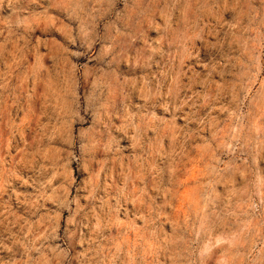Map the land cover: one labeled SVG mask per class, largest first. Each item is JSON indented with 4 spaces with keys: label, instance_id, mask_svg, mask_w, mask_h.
<instances>
[{
    "label": "rangeland",
    "instance_id": "374dc122",
    "mask_svg": "<svg viewBox=\"0 0 264 264\" xmlns=\"http://www.w3.org/2000/svg\"><path fill=\"white\" fill-rule=\"evenodd\" d=\"M42 11L29 0H13L10 8L5 0L0 8V30L4 32L0 43L10 31L24 35L16 27L21 21L33 24L28 51L17 52L8 43L0 57V264L20 259V250L11 237L20 232L21 225L35 224L43 232L47 218L56 212L60 218L50 242L64 247L65 233H71L75 237L72 254L83 258L88 244L82 241L92 238L88 220L94 209L99 211L102 200L111 208H119L112 217L114 226L102 230V243L113 252L116 246L121 249L115 264H188L192 240L197 242L205 264H264V208L258 196H252L254 207H248L246 191L248 180L256 187L264 185V151L257 156L259 165L249 160L246 177L240 167L242 160L233 161L222 154L226 147L219 148L221 143L228 144V132L241 112L251 113L245 117L246 122L252 119L257 127L264 124V41L254 43L247 35L239 37L232 45L234 50L229 51L231 63L223 56L227 45L220 50L208 49L198 41L195 51L200 53L199 62L185 61L182 84H189L193 74L199 82L190 91L183 88L174 98L172 115H161L163 109L157 113L147 106L138 107L126 114L123 130L117 131L121 126L119 114L112 129L108 124L112 117L107 114L96 113L95 118L81 114L72 120L70 145L52 135L57 120H50L45 113L61 103L62 94L55 81L44 78L65 61L81 65V72L91 70V52L88 60L77 61L72 53L79 48L69 43L64 32L66 14L51 9L49 15L56 19L50 21L40 15ZM225 19H231V13H226ZM217 39L209 36L207 42L215 44ZM22 45L23 41L17 47ZM85 47L98 51L94 44L85 43ZM253 49L258 60L250 58ZM143 55L141 41V47L125 57L124 63L131 59L134 65ZM25 75L27 84L22 85ZM122 78L134 82L137 76L130 73ZM37 80L43 82L37 84ZM193 93L202 94V98L196 99ZM204 95L212 98L205 100ZM244 96V107L237 111ZM178 105H183L182 110ZM140 118L148 122L176 121L164 142L165 150L147 159L119 147L121 137L131 144V129ZM177 129L188 135L173 141ZM193 131H200L194 143ZM143 135L141 129L136 130L138 141ZM81 137L99 144L100 151L95 156L82 152ZM105 153L109 162L102 170ZM220 169L227 171L218 175ZM65 170L71 174L70 184ZM95 173L99 175L93 190L90 182ZM130 174L142 175L144 183L140 179L130 181ZM60 187H67V200L42 199ZM89 191L94 196L91 202ZM119 193L144 204L118 200ZM225 239H230L231 246L223 243Z\"/></svg>",
    "mask_w": 264,
    "mask_h": 264
},
{
    "label": "clouds",
    "instance_id": "9594fccd",
    "mask_svg": "<svg viewBox=\"0 0 264 264\" xmlns=\"http://www.w3.org/2000/svg\"><path fill=\"white\" fill-rule=\"evenodd\" d=\"M29 2L43 9L40 15L50 21L56 19L49 15L51 9L66 14L67 24L64 25V32L69 43L79 48L78 52L72 53L77 61L81 58L88 60L91 52V70L85 68L81 72V65L65 61L48 71L44 78L46 81H55L62 94L61 103L52 106L51 111L45 113L50 120H57L52 135L62 141L67 140L70 145L72 120L79 119L81 114H84L85 118L89 115L95 118L96 113L107 114L112 117L108 121L109 129H112L119 114L121 126L116 129L117 131L123 130L126 114L137 111L138 107L143 109L147 106L157 113L163 109L161 115H172L171 105L174 98L179 96L183 88L190 91L192 85L199 82L193 74L189 84H182L186 75L185 61L199 62L200 53L195 51L198 41L206 44L208 49L220 50L227 45L223 56L229 63H231L229 51L234 50L232 45L237 43L239 37L247 35L254 43L264 41V0H29ZM4 5L5 0H0V8ZM7 5L10 8L13 0H7ZM226 13H231V19H225ZM16 27L22 30L24 35H16L10 31L0 43V57L8 43H11L17 52L28 51L29 34L33 33V24L21 21ZM153 32L155 36L151 35ZM3 35L4 32L0 30V36ZM26 36L29 38L26 39ZM209 36L218 37L215 44L207 42ZM21 41L23 45L17 47ZM141 41L144 55L136 58L134 65L131 59L125 64V57L136 52L141 47ZM85 43L94 44L98 51L85 47ZM252 51L254 54L250 58L258 60L259 56L255 54V49ZM130 73L137 76L134 82L122 78ZM255 74H259V69ZM41 82L43 81H36L37 84ZM21 83L27 84V75L23 77ZM193 96L196 99L202 98V94L199 93H193ZM203 98L207 100L212 97L204 95ZM246 99L247 96H244L239 100L237 111L244 107ZM50 103L49 101L48 104ZM178 108L182 110L183 105H178ZM246 116L250 117L251 113H240L234 127L228 132V144L225 146L221 143L219 148L222 150L226 147L227 151L222 154L228 155L233 161L242 160L240 167L245 170L247 177L249 160L259 165L257 156L260 151H264V124L257 127L252 119L246 122ZM175 124L174 120L148 122L140 118L131 129V144H126L121 137L119 147L126 152L129 150L138 152L142 158L147 159L158 151L165 150L164 142L169 137L170 127L174 128ZM137 129L144 133L142 141L137 140ZM185 135L188 133L177 129L171 139L182 140ZM199 136L200 131L191 132L193 143ZM79 142L82 145V152L95 156L100 151L99 144L87 141L85 137H81ZM104 155L105 160L101 162L102 170H106L103 166L109 162L108 153ZM68 157L72 158L71 152L68 153ZM225 171L227 169H220L218 175ZM64 174L67 176V183L70 184V172L65 170ZM98 175L99 173L92 175L90 184L93 190ZM129 179L130 181L140 179L141 183H144L142 175L130 174ZM247 182L248 207H254L251 198L258 196L260 207L264 208V191L261 190L264 185L256 187L251 180ZM61 197L67 200V187L56 188L52 195L43 196L42 199ZM88 198L90 202L94 200L93 191H89ZM117 199H125L139 206L144 204L143 201L132 200L123 193H119ZM106 209L110 211L106 212ZM139 210L140 207L137 208V211ZM118 211V207L111 208L103 200L99 211L93 210L88 220L92 238L82 241L88 244L83 258L72 254L75 237L71 233H65L64 247L50 242L56 233L59 212L47 218L48 222L43 232H40L35 224L29 225L25 222L21 225L20 232L11 237L12 244L18 246L20 250V259L13 260L12 264H74V262L115 264L121 249L116 246V251L113 252L112 247L102 243L105 240L102 230L114 226L112 217ZM93 220L96 221L95 226H92ZM71 222L70 220L69 223ZM223 243L231 246L230 239H225ZM190 248L188 264H205L198 254L195 240L191 241ZM8 251L11 252L12 248H8Z\"/></svg>",
    "mask_w": 264,
    "mask_h": 264
}]
</instances>
